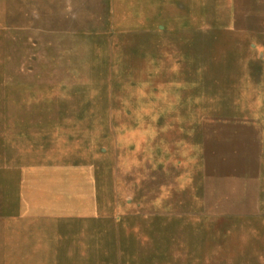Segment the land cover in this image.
Segmentation results:
<instances>
[{"label": "rangeland", "instance_id": "1", "mask_svg": "<svg viewBox=\"0 0 264 264\" xmlns=\"http://www.w3.org/2000/svg\"><path fill=\"white\" fill-rule=\"evenodd\" d=\"M0 264H264V0H0Z\"/></svg>", "mask_w": 264, "mask_h": 264}]
</instances>
